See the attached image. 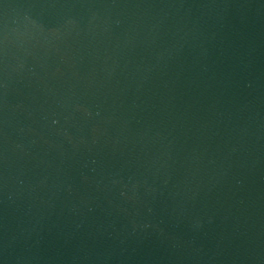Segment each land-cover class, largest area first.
<instances>
[{
	"label": "water",
	"instance_id": "obj_1",
	"mask_svg": "<svg viewBox=\"0 0 264 264\" xmlns=\"http://www.w3.org/2000/svg\"><path fill=\"white\" fill-rule=\"evenodd\" d=\"M0 264H264V0H0Z\"/></svg>",
	"mask_w": 264,
	"mask_h": 264
}]
</instances>
